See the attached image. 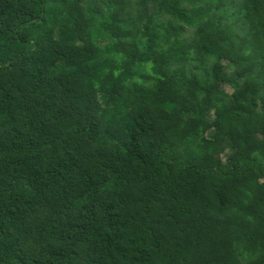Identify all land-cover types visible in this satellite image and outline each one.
I'll use <instances>...</instances> for the list:
<instances>
[{"label":"trees","instance_id":"1","mask_svg":"<svg viewBox=\"0 0 264 264\" xmlns=\"http://www.w3.org/2000/svg\"><path fill=\"white\" fill-rule=\"evenodd\" d=\"M0 264H264V0H0Z\"/></svg>","mask_w":264,"mask_h":264}]
</instances>
